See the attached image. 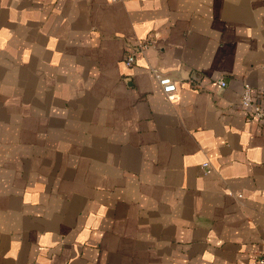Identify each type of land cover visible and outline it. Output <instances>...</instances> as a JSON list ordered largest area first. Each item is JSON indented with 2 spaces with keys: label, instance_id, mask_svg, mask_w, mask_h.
Returning <instances> with one entry per match:
<instances>
[{
  "label": "crops",
  "instance_id": "crops-1",
  "mask_svg": "<svg viewBox=\"0 0 264 264\" xmlns=\"http://www.w3.org/2000/svg\"><path fill=\"white\" fill-rule=\"evenodd\" d=\"M245 85L264 106V0H0V264H254Z\"/></svg>",
  "mask_w": 264,
  "mask_h": 264
},
{
  "label": "built area",
  "instance_id": "built-area-1",
  "mask_svg": "<svg viewBox=\"0 0 264 264\" xmlns=\"http://www.w3.org/2000/svg\"><path fill=\"white\" fill-rule=\"evenodd\" d=\"M115 2L117 0H111ZM146 44H141L138 49H142ZM135 52H130L125 55L124 61L127 65H132L135 60ZM158 83L162 88V91L167 95L168 98L171 97V94L176 90L175 81L168 76H158ZM218 84L224 86L225 82L219 80ZM240 106L247 112L249 118L256 119L264 125V106L259 104L254 98L253 92L249 85L244 86L243 94L239 100ZM202 167L206 173L210 172L209 163L203 162ZM254 264H264V252L256 258Z\"/></svg>",
  "mask_w": 264,
  "mask_h": 264
}]
</instances>
